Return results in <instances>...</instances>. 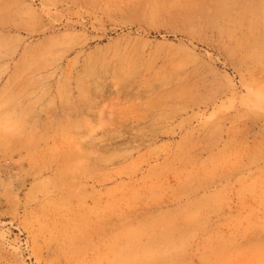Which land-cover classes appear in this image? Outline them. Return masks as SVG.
I'll list each match as a JSON object with an SVG mask.
<instances>
[{
    "label": "rangeland",
    "instance_id": "374dc122",
    "mask_svg": "<svg viewBox=\"0 0 264 264\" xmlns=\"http://www.w3.org/2000/svg\"><path fill=\"white\" fill-rule=\"evenodd\" d=\"M231 1L0 0V264H264V0Z\"/></svg>",
    "mask_w": 264,
    "mask_h": 264
},
{
    "label": "bare ground",
    "instance_id": "6f19581e",
    "mask_svg": "<svg viewBox=\"0 0 264 264\" xmlns=\"http://www.w3.org/2000/svg\"><path fill=\"white\" fill-rule=\"evenodd\" d=\"M215 1H216V0H215ZM218 1H219V0H218ZM227 1H228V0H227ZM232 1H233V0H232ZM232 1H231V2H232ZM245 1H246V0H245ZM245 1H244V2H245ZM221 2H222V0H221ZM234 2H235V1H234ZM245 3H246V2H245ZM227 4H228V3H227ZM253 4H254V3H253ZM258 4H259V3H258ZM211 5H212V4H211ZM215 5H217V4H215ZM218 5H221V3L218 4ZM255 5H256V4H255ZM212 6H214V5H212ZM222 6H223V5H222ZM226 6H227V5H226ZM229 6H230V5H229ZM250 6H251V5H250ZM224 7H225V6H224ZM227 7H228V6H227ZM241 7H242V6H241ZM246 7H247V6H246ZM213 8H214V7H213ZM218 8H219V7H218ZM221 8H222V7H221ZM230 8H231V7H230ZM223 9H224V8H223ZM228 9H229V8H228ZM228 9H227V10H228ZM245 9H246V8H245ZM251 9H252V6H251ZM232 10H233V9H232ZM240 10H241V9H240ZM246 10H247V9H246ZM214 11H215V9L213 10V12H214ZM233 11H234V10H233ZM243 11H244V10H243ZM227 12H228V11H227ZM235 12H236V9H235ZM237 12H238V11H237ZM244 12H245V11H244ZM259 12H260V10H259ZM205 13H206V12H205ZM209 13H210V12H209ZM229 13H230V12H229ZM245 13H246V12H245ZM215 14H216V13H215ZM219 14H220V13H219ZM224 14H226V11L224 12ZM224 14H223V15H224ZM227 14H228V13H227ZM227 14H226V15H227ZM230 14H231V13H230ZM230 14H229V15H230ZM253 14H254V13H253ZM260 14H261V13H260ZM213 15H214V14H213ZM223 15H222V16H223ZM239 15H241V14H239ZM218 16H219V15H218ZM222 16H221V17H222ZM245 16H246V15H245ZM213 17H215V16H213ZM213 17H212V18H213ZM208 18H209V17H208ZM212 18H211V19H212ZM224 19H225V17H224ZM233 19H234V18H233ZM209 20H210V19H209ZM212 20H214V19H212ZM238 20H239V19H238ZM244 20H245V18H244ZM215 21L217 22V20H215ZM215 21H213V22H215ZM220 21H221V20H220ZM232 21H233V20H232ZM224 22H225V21H224ZM189 23H190V22H189ZM239 23H240V22H239ZM225 27H226V26H225ZM228 28H229V27H228ZM232 28H233V27H232ZM234 30H235V29H234ZM225 31H226V30H225ZM243 31H244V30H243ZM243 31H241V32H243ZM38 57H40V56H38ZM33 60H34V59H33ZM36 60H37V58H36ZM34 61H35V60H34ZM31 64H32V62H31ZM12 98L14 99V97H12ZM12 101H13V100H12ZM15 101H16V100H15ZM17 101H18V100H17ZM17 101H16V102H17ZM13 103H14V101H13ZM19 120H20V119H19ZM20 121H21V120H20ZM17 122H18V121H17ZM116 251H117V250H116ZM136 261H137V260H136Z\"/></svg>",
    "mask_w": 264,
    "mask_h": 264
}]
</instances>
